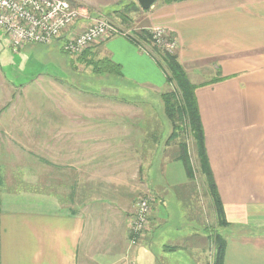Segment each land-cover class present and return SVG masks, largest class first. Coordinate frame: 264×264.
Here are the masks:
<instances>
[{"label": "crops", "instance_id": "crops-1", "mask_svg": "<svg viewBox=\"0 0 264 264\" xmlns=\"http://www.w3.org/2000/svg\"><path fill=\"white\" fill-rule=\"evenodd\" d=\"M144 13L141 27L175 32L196 85L230 222L224 264H264V0H157ZM14 52L22 55L15 78L0 68V264H212L215 228L198 221L200 211L187 215V189L156 169L170 164L172 131L164 140L158 110L151 125L153 111L128 99L163 101L170 89L149 44L114 34L81 54L53 43ZM107 58L121 73L104 71ZM153 165L154 177H144ZM149 189L153 227L128 251L136 194ZM171 195L183 203L185 233L162 212Z\"/></svg>", "mask_w": 264, "mask_h": 264}, {"label": "rangeland", "instance_id": "rangeland-1", "mask_svg": "<svg viewBox=\"0 0 264 264\" xmlns=\"http://www.w3.org/2000/svg\"><path fill=\"white\" fill-rule=\"evenodd\" d=\"M70 1H72L76 5L86 7L88 9V14H90V16L92 17L97 18L100 16H104L108 18L109 21L118 30V32L115 34H121V35H125L126 37L128 36L131 38L134 37L136 39H140L141 38L140 33L142 32L143 29H146L147 31L151 33V28L153 26L148 27V28L141 27L142 23H144L143 18L145 17V14H146L144 12H146L148 9L144 10L141 8L140 5L139 6L141 9H137V10H134V8L132 7L127 8L126 4L134 0H70ZM135 1L137 2V0ZM114 10H119V11L114 12ZM118 16L126 17L129 21L127 22L125 21V23H122L121 22L122 18H119ZM157 26H163V25H157ZM163 27H166L169 30V37L166 38L162 46L158 45V47L163 49V51L177 54L178 56V41H179L178 39L179 38L175 35V32L171 28L167 26H163ZM111 35H114V34H111ZM151 41L153 42V40ZM173 42H175L176 45H175V48L171 50V47H169L168 44L173 43ZM52 43L55 44L56 46H62L63 40H58V41L55 40ZM19 56L22 57L21 53L14 52V50L12 49L9 43L7 36L2 31H0V68L1 67L3 68L4 72L6 73V75H8V77L15 78L17 73L15 70H13V66H14L13 63L16 62L17 64V62L20 61ZM158 56L160 55L158 54ZM169 86H170L169 90H173L175 88L174 84H170ZM156 95L157 94L155 93L154 95L146 94L145 100H144L140 98V96L133 94L128 99L131 103L137 106L143 103L142 107L145 108L144 110L153 111V116L148 117V120H147V122L151 123V125L154 124V110H158L159 114L157 115L156 118L159 120L160 128L162 127V131H163L162 133H164L163 137H165L164 138L165 140L166 137L169 136L171 131H173L174 129H173L172 122L165 115L164 102L161 100V97L159 95L158 96ZM156 139H159V138L156 137ZM171 139L172 140L169 141L170 142V145H169L170 154L168 155L169 157L168 163L170 164H165V166L164 164L156 165L157 172L158 173L162 172L165 167V170L163 171V175H162L163 182H168L173 185L174 183H177V184H180L178 186L180 187L182 186L187 189V192L182 191L185 194L183 201H184L187 215L195 213L196 211H200L201 213L197 212V214H200V216L198 217V221H200V223L206 221L207 225H209L212 228L219 229V231L222 232V228L218 227L217 225V217L214 211V207L212 205L211 198L207 192V189L205 187V184L202 180V177L199 171H197L196 154L194 153L195 151H194V146H193L194 144H193L192 137H190L187 131L184 132V130H179V132H177V134L173 136ZM164 140L161 142V146H164ZM181 143H185L187 145L191 161L196 169L195 179L192 180L191 178H188L189 181L187 185L183 183V180L187 179L186 172L183 166V162L180 159H178V154L181 153V146H180ZM172 145L174 146V148L172 147ZM166 150L167 149H165L164 151ZM152 167H151L152 169L150 168V170H148L147 167L146 169L143 168L144 170H142V175L145 177L148 174V175H152V176H149L150 178L154 177V165ZM151 171H152V174H150ZM175 180L177 182H174ZM150 191L152 190L149 189L148 191H140L136 194L134 207L128 218V222H129L128 224L129 226L128 251H132L134 250V248L141 246L144 243L143 241L147 235V231L151 230L153 227L152 221L150 219L148 226L146 228L147 229L146 232H144L143 235L139 237L136 242L131 241L132 239L131 222L136 215L137 205H138L139 200L141 198L149 199V203H150L149 217L150 218H151L152 213L154 212L155 197L153 193H151ZM188 191H189V194H188ZM110 209L114 211H119V209L116 208L114 205H111ZM166 209L169 210V213L172 214L173 216L170 219H168L167 222L170 223L171 226H177L179 228L177 231H183L185 233L187 221L185 217V210L183 207V203L177 197L171 195L167 198L166 206L162 207V212L165 213V215H168ZM116 217L119 218V215L116 214ZM158 234L159 232L157 233L156 238H158ZM140 252L143 253L144 255H147L143 250H141ZM200 259H201V262L203 263L207 259V256L204 257L201 255Z\"/></svg>", "mask_w": 264, "mask_h": 264}, {"label": "built area", "instance_id": "built-area-1", "mask_svg": "<svg viewBox=\"0 0 264 264\" xmlns=\"http://www.w3.org/2000/svg\"><path fill=\"white\" fill-rule=\"evenodd\" d=\"M81 20L89 22L83 30H73ZM0 30L9 38L14 51L29 43L50 44L63 36V50L70 54H80L118 32L106 17H92L86 7L70 0H0ZM151 35L153 42L162 46L169 30L153 26ZM175 45V42L168 44L171 50ZM149 213V199L141 198L131 222V241L136 242L146 232Z\"/></svg>", "mask_w": 264, "mask_h": 264}, {"label": "trees", "instance_id": "trees-1", "mask_svg": "<svg viewBox=\"0 0 264 264\" xmlns=\"http://www.w3.org/2000/svg\"><path fill=\"white\" fill-rule=\"evenodd\" d=\"M165 1L174 2L178 0ZM126 6L127 8L132 7L134 10L141 9L135 0L126 4ZM115 11L118 12L119 10H114V12ZM118 17L122 18V23L129 21L126 17ZM140 37L149 44L150 50L166 74L167 82L175 85L173 90L166 91L162 94L165 115L172 122L174 129L170 137L175 136L179 130H184V132L187 131L190 137H192L193 146L196 152L197 171H199L211 198L217 217V225L220 228H224L225 226L230 225V222L226 218L224 204L218 190V185L206 149L205 132L195 94L196 85L190 81L177 54L163 51V49L159 48L157 44L151 41L152 35L146 29L142 30ZM158 54L160 56H158ZM101 62L104 66H107L106 63L110 65V67L105 68L104 71L121 73L120 65L114 63L111 59L107 58L106 60H101ZM180 146L181 153L178 154V159L183 162L188 178L194 180L196 169L191 161L188 147L185 143H181ZM212 241L215 249L212 264H224L227 239L219 229L215 228L212 234Z\"/></svg>", "mask_w": 264, "mask_h": 264}, {"label": "water", "instance_id": "water-1", "mask_svg": "<svg viewBox=\"0 0 264 264\" xmlns=\"http://www.w3.org/2000/svg\"><path fill=\"white\" fill-rule=\"evenodd\" d=\"M157 0H137L142 9H149Z\"/></svg>", "mask_w": 264, "mask_h": 264}]
</instances>
